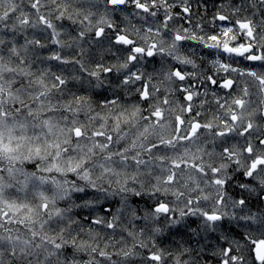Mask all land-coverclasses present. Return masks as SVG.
Wrapping results in <instances>:
<instances>
[{
  "label": "snow or ice",
  "instance_id": "1",
  "mask_svg": "<svg viewBox=\"0 0 264 264\" xmlns=\"http://www.w3.org/2000/svg\"><path fill=\"white\" fill-rule=\"evenodd\" d=\"M100 2L104 14L96 19L94 9ZM129 5L151 17L163 9V19L155 28L137 27L125 16L129 27L120 28L109 17ZM231 7V15L217 13L213 19L229 21L242 11L251 14L236 18L235 27L198 35L175 26L181 19L191 22L195 14L191 0H0V264H120L113 255L127 262L141 255L137 249L147 251L141 259L148 264H264V207H258L264 205V73L243 71L216 59L212 61L214 75L227 74L217 79L168 63L198 67L182 53L185 41H196L230 59L264 63V0H247L246 4L242 0ZM140 12L132 15L145 19ZM65 19L79 25L76 35L70 36L71 43L60 39L54 22ZM29 30H51L45 37L51 45L60 49L74 45L78 51L71 57L59 50L40 56L37 49L49 44L34 35L29 38ZM84 43L89 49L103 48L99 60ZM105 53L115 62L106 64ZM155 56L161 64L154 70L161 78L159 86L143 67L146 58ZM45 60L72 65L80 73L74 80L91 93L107 91L113 98L94 107L92 95L66 94L69 80L62 72L57 74L50 66L33 70ZM232 73L252 79L239 81ZM197 78L201 84L230 90V102L215 101L222 115L213 113L203 122L197 119L202 115L199 111L190 119L183 117L193 113L194 97L202 95L183 82ZM164 85L168 95L161 96ZM250 87L256 88L258 103L251 100ZM237 88L239 94L233 95ZM133 91L140 102H147V108L121 103V94ZM176 91L185 94L186 104L169 98ZM204 104L200 101L201 108ZM166 112L174 115L175 126ZM81 115L86 121L79 119ZM140 120L152 122L130 144L113 150L112 145H119L128 135L120 134L122 126L137 128ZM109 128L117 133L115 140ZM149 136L158 142L149 141ZM97 137H103V142ZM182 141L200 142L191 163L187 148L175 157L153 152L176 149ZM26 163L36 170L26 171ZM187 167L195 174L186 173ZM9 189L25 193L24 199L8 198ZM29 193L37 203L28 200ZM169 195L175 199L167 200ZM117 197L120 207L104 209L110 218L97 216L87 227L73 213L74 209L94 210ZM130 197H147L143 216L130 205ZM61 201L66 203L64 208L58 207ZM126 214L143 220L144 226L138 232L122 227ZM9 225H20L23 230ZM91 225L113 232L122 227L134 242L130 248L125 245L110 252L114 237L106 239ZM165 234L181 239L173 247H162L157 239ZM124 241L121 236L116 243Z\"/></svg>",
  "mask_w": 264,
  "mask_h": 264
},
{
  "label": "flooded vegetation",
  "instance_id": "2",
  "mask_svg": "<svg viewBox=\"0 0 264 264\" xmlns=\"http://www.w3.org/2000/svg\"><path fill=\"white\" fill-rule=\"evenodd\" d=\"M194 6V12L195 14L191 17V22H189L187 19H181L179 22L175 25L177 27L183 26L185 28H189L192 31H195L198 35H205V34H212V33H219L222 28L224 27H235L234 21L238 17H243L245 15H250V12H240L237 13L236 16H232L231 20L229 21H219L214 20L213 17L217 14H225V15H231L232 13V5H240L242 3V0H191ZM243 2L246 4L247 0H243ZM96 10L97 16L96 19L99 18V16L104 14V4L102 2L98 3ZM28 11V10H27ZM174 11H179V8L175 9ZM140 12V10L135 9L134 6L129 5L128 8L122 12V19L120 23H117L119 21L118 19L113 20L116 24L119 25L120 28H126L129 27L128 20H125V16H128L131 20L132 24H135L137 27H148L151 26L155 28L158 23L163 19V9H161L157 15V17H151L147 13L140 12V15L145 17V19L141 20L139 16L132 15L133 13ZM114 14H111L109 17L112 19V16ZM172 24V22H170ZM196 25H200V27H196ZM202 29V30H201ZM106 31H108L106 29ZM109 34L111 35V32L109 31ZM88 45V44H87ZM104 47H108L107 42H105ZM115 47H122V46H115ZM96 52H103V48H95L93 47ZM182 53L188 55L191 59H194L198 67L196 69H193L191 65H178L175 61L169 60L168 63L174 65L177 68H182L185 71L188 72H197L198 76L200 73H203L204 76L207 75H214L215 69L212 65V61L216 59H220L222 62H228L232 63L233 67H236L243 71H256L258 73H264V63L260 61H247L243 59L242 57H233L229 58L227 54L223 52H218L216 49H209L206 48L203 44H200L196 41H185L183 42L182 47ZM107 55V58L111 61V63L115 62L114 57ZM95 56L100 57L99 54H95ZM143 67L147 73L153 74V84H157L159 86V80L161 79L158 75L155 74L154 70L159 69L161 67L160 64V57H150L146 58L143 62ZM225 73L221 72L218 75H214V78L220 79L221 77H224ZM232 77H235L239 81L243 80H249L251 81V77H238L236 73L231 74ZM139 83L137 86H139ZM179 83V82H178ZM184 84H191L192 87H194L198 92H200L202 95L198 97H194V109L193 113H185L183 114V117L187 120L190 119L192 115L195 114L196 111H199L202 113L201 116L197 117L198 120L203 122L205 119H211L212 114L215 113L217 115L223 114V109H218V106L216 104V100L220 99L221 103H224L225 100H228L229 102L232 99V96L228 95L229 91L228 89H223L218 86H212L209 83L205 82L204 84H201L199 82V79H190L185 82ZM151 87V86H150ZM167 85L161 86V93L160 95H168L167 91ZM207 90V94L203 95L205 91ZM250 93H251V100L258 103L259 102V96L257 95V90L255 87H250ZM215 93V95H213ZM239 91L237 88L236 92H233V95H238ZM184 93L180 91H176L174 95L170 96L169 98L173 100L174 102H177L179 104H186L187 102L184 100ZM129 96V95H128ZM126 96V97H128ZM133 99H138V95L133 91V93L130 95ZM200 101H205V104L203 108L200 107ZM144 107L146 104V108L148 107L147 102H142ZM176 106V103L173 104V107ZM167 107V106H165ZM149 115L147 111L144 112V115ZM176 114H179L178 112ZM165 116L168 117V119L172 120L173 126H175L174 121V115L169 116L168 113H165ZM154 119V118H152ZM152 120L144 121L140 120L139 125L142 123L148 124L151 123ZM140 127V126H139ZM186 127V125L181 126V128ZM171 131V129H169ZM201 133H204L205 130L201 129ZM206 135V133H205ZM155 139H157L155 137ZM158 142V141H157ZM200 144L199 141L193 143L192 141H182L181 144L177 145L176 149L171 148H161L159 151H157V155H167L170 157H175L177 155H183L185 148L189 149V156L187 159L189 160V163L192 162V156L196 153L197 145ZM207 148L212 149L211 145H207ZM216 151H220V148L217 147ZM205 161L208 159L205 158ZM218 162V161H217ZM156 163H159L158 161ZM166 164L170 166V161H166ZM182 168L184 166L182 165ZM186 173H194V170L190 167H187L184 169ZM203 186V185H202ZM229 192L232 195H236V192L233 191L232 188L228 189ZM195 195V193H193ZM175 198L169 195V201L174 200ZM182 206V205H181ZM258 207H264V205H258ZM253 210H257L256 207L253 208Z\"/></svg>",
  "mask_w": 264,
  "mask_h": 264
},
{
  "label": "trees",
  "instance_id": "3",
  "mask_svg": "<svg viewBox=\"0 0 264 264\" xmlns=\"http://www.w3.org/2000/svg\"><path fill=\"white\" fill-rule=\"evenodd\" d=\"M25 10H29L27 8V3L25 2ZM96 11V10H95ZM118 19L119 21H117V23L121 22L122 19V12H116L114 13V15L112 16V20ZM57 25H58V30L61 32V37L60 39L68 41L69 43H71L70 40V36H75L76 32L79 30V25H74L72 24L71 21L65 19L63 21H54ZM60 25H63V27L61 28ZM51 32V30H47L46 32L41 33L39 30H29L28 35L29 38H32L33 35L38 38L41 39V41L43 43H47L49 44L48 48H44V49H37V54L43 57H46L48 55L51 54V51H56L59 50L61 52V54L63 56H67V57H71L73 55L76 54V52L78 51L75 46L73 45L72 48H63L60 49L59 45H51L50 40H46L45 37H47L49 35V33ZM19 43H23V37H19ZM83 47L85 49H89V45H87L86 43L83 44ZM89 53L90 55L94 53L95 54H101L102 52H96L94 49H89ZM107 54V53H106ZM88 58V57H86ZM95 59L99 60L100 57L95 56ZM104 62L107 63H111V61L107 58V55H104ZM51 67V70L53 72H56L57 74H62L68 78L69 83L67 85L66 88V94L70 91L71 93H77V94H81V95H92L93 97V101H94V107H96V105L101 102L102 100H104L105 98H113L112 97V93L111 92H107V91H99L98 93H91L87 90V86L84 85L82 86L81 83L77 80H74L72 77L73 76H77L80 75V73L78 71H75L72 65H61L59 64V62L57 61H48L45 60L43 63L37 62L36 67L33 69L34 71L37 70V68H45V67ZM121 103L131 106L133 104L136 103H140V106L142 108H146V104L145 107L143 105L142 102H140L138 99H133L131 98V96L129 95L128 97H126L123 93L121 94ZM146 103V102H145ZM97 111H100V109L97 107L96 108ZM144 114V113H143ZM146 116V114H145ZM79 119L81 121H86V117L81 115L79 117ZM109 124H111V121H109ZM146 124L142 123L141 125H138L137 128H131L127 125L122 126V130H121V135L123 133H128V135L125 137L124 140L121 141V143L119 145L117 144H113L112 148L113 150L117 149V148H122L123 146H126L128 144H130L131 140L135 139L136 135H138V133L140 131H143V126H145ZM98 123L96 124V127H98ZM140 126V127H139ZM109 132L111 135H113V138L115 140L117 133L115 132H111V129L109 128ZM129 133H132L131 135H129ZM98 141L103 142L104 138L103 137H97L96 138ZM149 141L152 142H157V139H155V136H149ZM144 143H148V141H144ZM209 151H211L212 149H208ZM155 151V149L153 150V152ZM145 158H147L145 156ZM205 158L208 159L207 156H205ZM24 168L26 171L32 172L35 171V166L31 163H26L24 165ZM45 175H48L47 173H45ZM53 175H56L55 173H53ZM57 178H59V176H57ZM71 178V177H70ZM46 188L50 187V185H45ZM15 193L14 195L12 193ZM16 194H20L18 192H16L14 189H9L7 190V195L8 198L12 199L15 198ZM17 198L21 199V195L16 196ZM163 198V197H162ZM147 199V197H145L144 199H140V198H136V197H130V205L132 207H137L139 208V212L138 214L140 216H143L144 214V210L147 207L145 205V200ZM166 199L168 200V198L166 197ZM22 200V199H21ZM28 200L32 201L33 203H37L38 201L34 200L31 193H29L28 195ZM119 200V198H115L114 200L101 204L99 206H97L94 210L92 209H74L73 213L76 215V218L80 219L82 223L85 224V226H88V223L90 220L95 219L97 216H106L108 218H110V216L108 215V213H106L104 211L105 208L111 207L113 210H115L116 208L120 207L119 203H117V201ZM148 204L151 205L152 201H148ZM66 206V203L61 201L58 203V207L64 208ZM0 207H3V205H0ZM87 217L88 219L85 220L84 218ZM131 221V223H129ZM121 225L123 226H127L130 230L138 232L140 228H142L144 226V221L143 220H133L132 217L130 215H124L121 219ZM93 228H96L100 231V235L105 237L106 239L109 237H114V239L111 240V244L114 246H110L109 247V251L110 252H118L122 247H125V245L130 248L133 244V240L132 238L127 236V233L124 232L122 230V227H118L115 232H113L112 229H107L103 226H97V225H91ZM9 227H20L21 230H23L22 226L20 225H9ZM123 236L125 238L124 243H116V241L120 240V237ZM86 238V237H85ZM181 239V236L178 235L176 236H172L169 234H165L163 237H160L157 239V243H159L162 247H173L175 246L176 243H178ZM103 243V242H102ZM137 251L141 254L140 256L134 257V258H130L129 261L124 262L122 260V257L117 256V255H113V260H117L120 261V264H148L146 259H141L142 257H146L147 256V251L143 250V249H137ZM85 259H87V256L84 257Z\"/></svg>",
  "mask_w": 264,
  "mask_h": 264
},
{
  "label": "rangeland",
  "instance_id": "4",
  "mask_svg": "<svg viewBox=\"0 0 264 264\" xmlns=\"http://www.w3.org/2000/svg\"><path fill=\"white\" fill-rule=\"evenodd\" d=\"M131 134H132V133H129V135H131ZM156 171L158 172L159 169H156ZM14 190H15V189H14ZM15 191H16V190H15ZM16 192H17V191H16ZM18 193H20V194H16V196L21 195L20 198H21V199H24V197H25V193H23V192H18ZM12 194L14 195L15 193L13 192ZM16 196H15V198H17Z\"/></svg>",
  "mask_w": 264,
  "mask_h": 264
}]
</instances>
